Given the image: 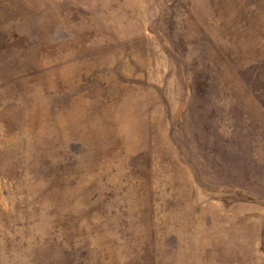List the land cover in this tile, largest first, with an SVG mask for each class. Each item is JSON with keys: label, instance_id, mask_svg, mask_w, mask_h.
<instances>
[{"label": "rangeland", "instance_id": "1", "mask_svg": "<svg viewBox=\"0 0 264 264\" xmlns=\"http://www.w3.org/2000/svg\"><path fill=\"white\" fill-rule=\"evenodd\" d=\"M0 264H264V0H0Z\"/></svg>", "mask_w": 264, "mask_h": 264}]
</instances>
